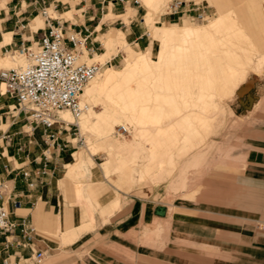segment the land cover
<instances>
[{
	"label": "crops",
	"instance_id": "crops-1",
	"mask_svg": "<svg viewBox=\"0 0 264 264\" xmlns=\"http://www.w3.org/2000/svg\"><path fill=\"white\" fill-rule=\"evenodd\" d=\"M52 5L65 27L93 29L91 36L99 42V49L100 41L96 38L103 16L120 15L127 5L134 6L133 0H56ZM218 7L230 10L221 3ZM37 11L32 0H0L2 54L7 55L21 41L28 45L38 39L40 31L36 29L41 25L39 20L35 21L39 17ZM71 11L72 17L62 15ZM257 15L264 18L262 10ZM116 20L123 23L119 18ZM118 31L122 30H112L103 36L116 35ZM4 34L9 39L6 43ZM143 35L134 36L132 42L139 44ZM252 42L259 56H263L264 50ZM14 102V98L0 94V197L11 222L25 218L34 230L28 241L18 226L11 232L0 233V264H35L34 255L38 251L43 252L40 264H214V257L206 248L215 247L216 237L225 245L224 249L232 243L241 245L245 249L241 253L244 258L263 264L264 222L261 215L251 213L262 214V197L257 191L264 182V134L256 133L246 142L249 148L242 181L249 184L254 199H236L227 193L220 203L219 195L212 193L193 198L177 196L168 201L162 185L157 197V192L145 183L119 187L115 178L110 181L96 169L92 183L98 186L94 195L98 206L91 220L86 208L76 202L84 188L79 184L75 187L62 173L72 146L55 153L46 172L38 173L44 136L40 127L29 124L22 113L8 110ZM260 130L264 133V128ZM72 157L73 161L67 165L74 163L73 154ZM22 170L29 171L27 179ZM28 181L34 185L28 186ZM87 189L93 191L91 186ZM14 200L19 202L18 206H14ZM216 205L222 209H216ZM252 206L254 209L248 208ZM5 243L7 248L3 246ZM227 252L230 259L232 252Z\"/></svg>",
	"mask_w": 264,
	"mask_h": 264
},
{
	"label": "bare ground",
	"instance_id": "bare-ground-1",
	"mask_svg": "<svg viewBox=\"0 0 264 264\" xmlns=\"http://www.w3.org/2000/svg\"><path fill=\"white\" fill-rule=\"evenodd\" d=\"M148 1L149 4L153 3L152 0L144 2L148 3ZM149 29L154 41L153 48L149 51L136 50L131 47L122 31H118L116 35L101 38L103 52L94 53L91 57L87 56L84 51L81 60L104 63L105 55L113 54L115 46L121 44L126 48L127 59L119 69L107 65L84 86L79 97L82 112L77 118L69 110L59 111V116L66 122H76L81 136L89 129L97 131L101 138H104L102 144L111 149L110 152L113 148L116 152H121L123 151L122 147H131L137 137L142 140L141 136H145L142 138L150 141L148 159L149 157L150 159L155 158L154 154L160 151L158 147H162L163 150H161L170 160L174 155H172L174 149L170 151V148L173 146L178 148L177 143L182 144L180 148L183 149L178 148L179 151L183 152L184 150L185 153L189 148L199 143L195 137L201 135L202 130L206 132V129H209L207 126L209 127L211 124L209 122L214 121L212 114L217 110L211 113V107L218 106L217 99L234 92L240 83V78L246 75V65L250 63L253 54L259 52L237 17H233L229 12L219 13L204 24H191L187 20H181L180 23L172 25L153 24ZM3 36V42H8L7 35ZM173 41L177 42L172 43ZM225 45H228L226 49ZM227 48L231 55L223 52L225 50L228 52ZM222 52L227 54L226 64L222 59ZM233 52H235L234 57H232ZM241 52L243 53L241 54ZM7 53L3 56L6 59L4 65L15 64L16 66L11 67L19 68L29 63L28 60L22 58V54L18 50ZM1 61L3 59L0 57V63ZM1 89H4V84L1 85ZM216 97L218 98L216 99ZM95 103L102 105L100 110L93 109ZM123 121L133 124L135 131L133 132V141L119 143L111 139L112 137L110 138L114 132L115 123L121 124ZM122 126L126 128L124 124ZM192 140L196 142L193 143ZM201 140L202 136L199 141ZM91 142H87V144L89 148L93 149L97 144ZM142 145L141 147L144 148ZM88 146L87 149H89ZM156 148L158 149L156 150ZM116 154L114 155L117 156ZM118 154L120 157L122 153ZM73 155L74 163L68 164L69 169L78 163L83 164L85 161L93 164L89 157L87 160L81 158L77 152H74ZM165 156L163 158L169 163ZM118 159L120 165H117V168L121 167L124 161L126 163L125 159L128 157L124 159L122 156ZM152 161L153 164L163 162ZM116 163L118 164V162ZM87 164L86 166H88ZM101 164L104 172L108 173L109 160L106 159ZM124 167L126 168V165ZM144 167L146 166L144 165ZM151 168L147 169L153 171L154 169ZM147 169L145 170L147 171ZM145 170L141 175L139 174L140 177H144ZM151 171L146 173L149 174ZM69 174L71 175V173Z\"/></svg>",
	"mask_w": 264,
	"mask_h": 264
},
{
	"label": "rangeland",
	"instance_id": "rangeland-1",
	"mask_svg": "<svg viewBox=\"0 0 264 264\" xmlns=\"http://www.w3.org/2000/svg\"><path fill=\"white\" fill-rule=\"evenodd\" d=\"M144 1L145 0H140L139 5H135L134 3V6L127 5L125 11L120 15H104L102 18V28L96 39L100 41L101 36L104 34H108L112 30L120 29L126 35L125 38L128 43H130L131 47L136 50L140 49L149 51L154 45L151 30L149 29L153 24L159 26L162 24H178L181 22V17L185 18L183 20H187L191 24H204L216 16L220 11H227L233 17H236L237 15L239 21L245 27V30L251 39L259 46L261 51L264 50V18H259L257 15V11L262 10L264 13V4L261 0H200L203 5L208 6L207 16L204 19L197 18L194 11L160 17L159 14L163 11L165 4L169 0H152L153 3L151 2L150 4L149 1L148 3ZM220 3L226 7H230V10H228V8L219 9L218 5ZM55 14L56 13L54 12L53 15ZM62 15L67 18L72 17V11L71 14L64 13ZM118 18L122 20L126 27H124L125 25H123V23L116 20ZM37 20H39L40 25L43 26V19L40 15L35 21ZM139 33H144V35L142 39H139V44L137 45L132 42V38ZM112 35L113 34H109L106 36ZM35 41L36 39L32 42V45ZM174 42L177 41H173L172 43ZM226 46L228 45H225V49ZM228 50L229 48H227V51ZM103 51L104 47L100 41V49L98 52L101 53ZM225 51L223 52L230 54V51ZM223 52L222 59L225 62L224 64H226L228 57L227 54H224ZM234 53L235 52L232 53V57H234ZM242 53L243 52H241V54ZM258 54L259 53L253 54L250 63L246 65V75L240 78V83L234 92H230L220 99H217L218 97H216L219 103L217 107H211V113L216 110L219 113L217 111L213 113L212 118L214 121L209 122L211 123L209 124V127L207 126L209 129H206V132L205 130H202L201 135L195 137L196 141L199 142L198 144L189 148L187 153H185L184 150L183 152L181 151L183 148H180L182 145L180 142L177 144L182 153L177 146L176 148L175 146L171 147L172 149L170 148V151L174 149V151H172V155H174L172 156V159H170L172 162L166 157L167 155L162 151V147H158L160 151L158 150L159 152H156L157 155L155 153L154 155L156 157H154L159 159L163 154L164 156L166 155L165 158L169 160V163L171 162L170 166L168 161L163 158L164 156L159 159L163 162L158 164L155 162L156 166L153 164L154 162L152 160H159L155 158L150 159V157L148 159L149 155L147 154H149L150 151V141H147V139L144 140L143 138L145 136H141L142 140H140V137H137L135 141H133V132H135L133 128L134 126L128 122H121L126 128L120 123H115L114 132L110 135V138L112 137L111 139L119 143H124L130 140L134 142V145L131 147H122L121 150L123 151L121 152H116L114 148V150L112 149L110 152L111 149L102 144L104 138H101L97 131L89 129L86 133H83L81 138L82 142L74 143L75 145L68 150V156L65 159L64 171L62 173L65 174L66 180L69 179L74 183L75 187L81 185L84 188L81 197H77L76 202L86 208V211H88V214L90 215V219L92 220V214L95 207L98 206L94 200V195L98 191V186L96 183H92V180L96 178L94 175L96 169H100L106 179L110 181H112V178H115L117 181L114 183L119 187H131L138 183H145L151 190L157 192V197L160 185H162L163 188L165 187L166 189V199L168 201L173 200L177 196L193 198L200 194L210 195L212 193H214V195H219L220 203H222V196L227 193H230V195L236 199L239 197H252L254 199V194H250L253 192H250L249 184L247 183L245 185L242 179L244 172L243 169L246 165V151L249 148L246 142L252 136H255L256 133H260V135L264 134L262 133V130H260L264 128V56H258ZM0 56L3 59L0 65L4 66L0 67L9 68L11 66H16L15 64L4 65L3 63L6 61L5 57H3L4 54L0 52ZM22 58L25 59L23 56ZM104 59V63L97 61L101 64L99 73L107 65H112L114 68L119 69L123 66L125 62L124 60L127 59L126 48L121 44H117L113 54L105 55ZM237 99H240V102ZM101 107L102 105L100 103L93 104V109L96 111L100 110ZM9 109H11V107L8 108V110ZM218 109L221 110L219 111ZM201 136L202 140L199 141ZM196 141L192 140L193 143ZM87 142L97 144V148L94 147L96 150L94 148H89ZM141 144H143L142 146L144 148L141 147ZM87 146L91 150L87 149ZM158 148H156V150ZM146 150L149 151L147 152ZM75 151H77V154H79V157L81 158L86 160L88 157L91 158L93 164L85 161L86 163H78L69 169L70 166L67 165V163L73 161L72 154ZM114 151L117 153V156L114 155ZM174 152L178 154L176 155ZM118 153H122L120 154V157ZM159 153L163 154L160 155ZM181 155L183 156L180 157ZM122 156H124V159L128 157V159H125L126 163L124 161L126 168L124 167V164V166L121 165L124 169L121 167L117 168V165H120L118 158H121ZM106 159L109 160L108 173L104 172L101 164ZM146 163L151 165L149 166ZM86 164L88 166H86ZM144 165L147 168L152 167L154 170L152 168L153 171L150 169L148 170ZM143 168L147 169V171ZM143 170L146 172L151 171V173L147 174L145 172V175H147H144L142 178L140 175ZM69 173H71V175ZM90 186L93 188V191L87 189ZM257 192L260 193L262 197V214L256 212H252L251 214H257V216L261 215V220L264 222V182L263 188ZM218 207L219 206L217 205L215 206L216 209H218ZM248 208L254 209L253 206ZM219 209H222V207H219ZM220 241L221 240H218L216 237L214 240L215 247L206 248V252L214 257V264H244L245 262L246 264H254L253 259H250L249 257L244 258L241 255V253L245 251L241 245L232 243L227 249H224L225 245ZM227 250L232 252L230 259H228Z\"/></svg>",
	"mask_w": 264,
	"mask_h": 264
},
{
	"label": "built area",
	"instance_id": "built-area-1",
	"mask_svg": "<svg viewBox=\"0 0 264 264\" xmlns=\"http://www.w3.org/2000/svg\"><path fill=\"white\" fill-rule=\"evenodd\" d=\"M55 1L32 0L34 8L38 7L37 12L44 25L36 29L40 34L33 43L35 46L32 43L25 45L21 41L12 50H18L29 63L19 68L0 67V94L14 98L11 109L22 113L33 127L39 126L44 136L40 159L42 165L38 173L46 172L47 164L55 153L60 154L68 145L74 146V143L82 142L78 125L66 122L59 116V111L69 110L75 118L80 115L82 107L79 97L84 86L101 67L97 61L81 60L84 51L91 57L94 53H99V42L91 36L93 29H75L68 25L65 27L52 5ZM133 3L139 5L140 0H133ZM191 11L199 19L207 16V9L200 0H169L159 16ZM21 173L25 179L28 178V170H22ZM27 185L32 187L34 183L28 181ZM13 204L18 206L19 202L14 200ZM8 215V209L0 197V233L11 232L18 226L26 241L30 240L34 228L28 221L21 218L18 223H14L9 220ZM3 246L7 248L8 244ZM42 260L43 252L35 253L34 263L40 264Z\"/></svg>",
	"mask_w": 264,
	"mask_h": 264
}]
</instances>
